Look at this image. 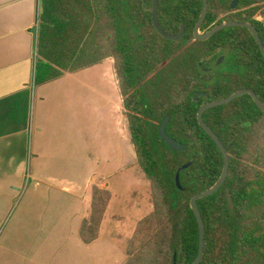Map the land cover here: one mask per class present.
<instances>
[{"label":"trees","instance_id":"16d2710c","mask_svg":"<svg viewBox=\"0 0 264 264\" xmlns=\"http://www.w3.org/2000/svg\"><path fill=\"white\" fill-rule=\"evenodd\" d=\"M207 1L201 32L228 20L250 22L264 44V0H238L233 9L232 0ZM202 8V0H158L165 32L177 34L184 25L183 35L171 40L153 25L152 0H39L36 83L113 59L136 163L152 193V209L136 223L123 264L193 263L198 226L190 200L214 184L224 162L199 125L198 110L241 88L264 102V56L254 37L234 26L196 39ZM223 49L228 56L219 68L201 73L199 63L211 66ZM199 91L206 95L193 100ZM166 116L167 133L184 150L173 152L161 139ZM203 119L222 141L229 170L219 189L197 200L205 226L199 264H264V111L243 94L206 109ZM178 171L190 188L176 187ZM110 198L107 188L92 186L90 213L79 228L84 243L98 238Z\"/></svg>","mask_w":264,"mask_h":264},{"label":"crops","instance_id":"0c3cea01","mask_svg":"<svg viewBox=\"0 0 264 264\" xmlns=\"http://www.w3.org/2000/svg\"><path fill=\"white\" fill-rule=\"evenodd\" d=\"M38 7L39 0H0V225L6 211L19 210L0 242L24 231L22 240L33 242L31 262L45 264L48 252V264H56L70 250L62 240L92 256L108 242L103 233L110 241L127 226L133 232L140 205L124 200L120 216L113 200L121 179L139 186L142 173L112 58L35 82ZM94 185L111 198L98 238L86 244L79 228Z\"/></svg>","mask_w":264,"mask_h":264},{"label":"rangeland","instance_id":"374dc122","mask_svg":"<svg viewBox=\"0 0 264 264\" xmlns=\"http://www.w3.org/2000/svg\"><path fill=\"white\" fill-rule=\"evenodd\" d=\"M257 18L263 19L261 15H257ZM93 72L94 74L100 73L97 68L94 69ZM94 84L96 85V82ZM138 169L140 168L138 167ZM141 173L142 179L139 186H137L135 182L128 179H121L119 181L113 200V205H115V211L118 213V215H124V210L122 209V202L124 200H126L128 204H131L130 207H135L136 204L140 205V210L137 209L134 212L136 216L135 218L145 216L151 211L152 193L150 183L145 179L142 171ZM109 181L112 182L113 179H109ZM18 212L19 210L16 211L15 208L13 210L6 211L3 222L0 225V232L10 228V224ZM132 228L133 227L129 226L125 227V229L122 230L123 232L116 235L114 240L111 239L110 241L107 239H110V237L107 235L105 236L103 233L102 237H107L106 240L108 242L106 243L105 241L104 244L101 245V248L95 249L92 256H90L81 248H76L73 240L68 242L62 240L60 244L63 246L67 245L70 250L62 251L56 264H123L126 261V247L132 235ZM114 229H117V227H114ZM23 233L24 231L21 230H19V232L16 231V237L12 238L11 241L5 243L0 242V264H33V262H31V258H29L28 254H26L31 251L28 248L33 245V242L31 243L23 241ZM4 245H6V247L11 251V254H8L7 261H5L3 257L4 255H1L3 250L8 251L5 250L7 248H5ZM44 255L45 256L42 258V260L45 262V264H48L49 253L47 252Z\"/></svg>","mask_w":264,"mask_h":264},{"label":"water","instance_id":"95a60500","mask_svg":"<svg viewBox=\"0 0 264 264\" xmlns=\"http://www.w3.org/2000/svg\"><path fill=\"white\" fill-rule=\"evenodd\" d=\"M202 2H203V8H202V11H201L200 16L198 18V21H197V23L194 27V30H193V35L196 39L206 40L210 36H212L214 33L219 31L220 29H223L226 27H234V26L246 27L250 31L252 36L254 37L256 43L258 44V46H259V48H260V50L264 56V44H263V42L259 36L257 29L250 22L228 20V21H224L222 23L214 25L212 28H210L206 32H201L200 27H201V24L204 20L205 15L208 11V1L202 0ZM237 2H238V0H232V2L230 4V8L233 9L236 6ZM152 22H153V25L156 28V30L159 32V34L161 36L167 38V39L178 40L183 35V32H184V25L183 24L180 26V30L177 34H170V33H167L163 30V28L161 27L159 20H158V0H152ZM220 62H221V59H218L216 61L215 65L212 66L211 68L202 67V63H199L198 67H199V70L201 71V73L207 74V73H211V72L215 71ZM215 79H216V77H213L210 81H208V83H212ZM243 94H249L252 97L256 106L260 110L264 111V102H262V100L257 96V94L249 88H241V89L234 91L233 93H231L230 95H228L224 98L204 103L199 108L198 113H197V119H198L199 125L211 137V139L216 143V145L218 146V148H219V150L223 156L224 162H223V168H222L221 174L218 177V179L214 182V184L211 185L209 188L205 189L204 191L195 194L190 200V207H191L193 214L196 218V222H197V226H198V251H197V256H196V258L192 264H199L200 263V261L202 259V255H203V249H204L205 226H204L203 218H202L201 213L199 211V208L197 206V200L199 198L209 196V195L213 194L217 189H219V187L225 181L226 176L228 174V170H229L228 153H227L222 141L219 139V137L205 123V121L203 119V112L206 109H209L211 107L228 103V102L232 101L233 99H235L236 97L243 95ZM205 95H206L205 92L199 91L193 95L192 99L196 100L199 96H205ZM168 119H169L168 116H166L159 123L158 131H159L161 139L170 147V149L173 152L184 150L186 148V146L183 143H181L180 141L171 137L167 133L166 124L168 122ZM188 164L189 163L182 165L181 168L187 167ZM175 183H176V187L179 190H186L192 186V185H188V186L181 185L180 179H179V171L176 174ZM173 264H176V258H174Z\"/></svg>","mask_w":264,"mask_h":264},{"label":"flooded vegetation","instance_id":"af4514ba","mask_svg":"<svg viewBox=\"0 0 264 264\" xmlns=\"http://www.w3.org/2000/svg\"><path fill=\"white\" fill-rule=\"evenodd\" d=\"M228 56V51L226 50V49H223V52H222V54L221 55H219V57L214 61V63L211 65V66H209V67H205V68H211L212 66H214L215 65V63H216V61L218 60V59H221V62L219 63V65L217 66V68H216V70L219 68V66L224 62V60L226 59V57ZM215 70V71H216ZM214 72V71H213ZM212 73V72H211ZM214 77H217V76H214Z\"/></svg>","mask_w":264,"mask_h":264}]
</instances>
